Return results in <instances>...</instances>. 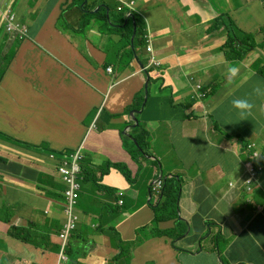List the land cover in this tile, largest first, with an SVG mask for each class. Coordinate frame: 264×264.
I'll return each instance as SVG.
<instances>
[{"label":"crops","instance_id":"crops-1","mask_svg":"<svg viewBox=\"0 0 264 264\" xmlns=\"http://www.w3.org/2000/svg\"><path fill=\"white\" fill-rule=\"evenodd\" d=\"M82 1L0 0V132L39 147L27 151L0 139V156L34 170L31 180L20 178L0 163V264H58L64 187L49 157L80 145L83 167L100 176L107 160L124 162L133 182L114 167L98 181L91 174L83 178L80 222L70 243L74 264H115L112 226L131 243V264H218L220 257L226 264H264V172L249 189L244 164L247 143L260 145L264 156V66L259 72L257 65L264 63V36L256 35L263 49L230 61L221 51L227 31L209 30L213 20L226 16L244 33H257L264 25V0H136L161 64L150 75L136 59L121 72L116 66L118 81L106 68L115 67V50L128 47L125 34L122 28L96 30L105 18L81 13ZM117 7V0H93L91 9L103 8L121 27L126 17ZM8 10L29 27L24 39L7 33ZM104 39L113 48L102 45ZM138 54L145 67L146 46ZM147 76L148 101L138 116L150 134L152 157L136 161L122 132ZM191 78L209 91L205 100L196 98ZM257 86L261 94L253 93ZM237 98L253 104L243 117L231 103ZM161 174L183 183L179 216L186 232L177 248L172 237L150 238L148 230L136 237L142 226L153 227L151 184ZM119 190L125 192L122 205ZM176 224L171 219L158 225ZM12 226L26 229L31 240L10 237Z\"/></svg>","mask_w":264,"mask_h":264},{"label":"clouds","instance_id":"clouds-1","mask_svg":"<svg viewBox=\"0 0 264 264\" xmlns=\"http://www.w3.org/2000/svg\"><path fill=\"white\" fill-rule=\"evenodd\" d=\"M117 1H118L117 11L119 12V14L121 15L122 18H124V16L126 17L125 19H122V21H121V23H122L121 24V27H117L116 26L117 29H118L117 31H119V28H122L121 31H123V27L127 24V22L125 23V21H127L128 18H133L134 15H137L145 23V34H144V37H143L144 38V44L138 45L136 47V49L134 48V40H135V37H136V26L134 25V32H133V34L131 36V39H130V45L128 44V47L125 48L116 57L115 67H113V66L107 67L106 68V72L108 74H110V75H114L115 81H118L120 79V73H117L116 72V66H117V68L121 72V70H123L125 67H130L132 61H134L136 59V61L140 65L141 69H143V70L146 69L145 72L150 75V69L152 67H158V66H160L161 63L157 60L156 55L154 53L153 38H151V36H150V34L148 32V27H147L146 19H145V17L141 13H139V12L136 11V0H117ZM78 8L81 11V13L88 12L87 11V3H86L85 0H83L79 4ZM99 10H103L102 15H97V12ZM90 12L91 13L94 12L93 13V16L96 17V18H98V19L101 16L104 17L105 18V23L106 22H111V21H107V18L106 17H108V19H111L112 18V14L111 13H109V14L105 13V10L103 8L95 9L94 11L91 10ZM220 17L221 16H219L218 18H216L215 20H213L211 22L210 27H209V30L210 31H217V30H220V29H223L225 31V27L216 28V29H213L212 28L214 21H216ZM61 19L62 20H60V22H58V24L60 23L59 26H61V22L64 23V14L63 13L61 14ZM85 24H87V23H85ZM5 29H6L7 33L10 35V37L12 39H20L21 40V39H24L25 37H27L29 35V27L27 25H25V24H23V23H21V22H19L17 20L16 13L13 10H8V12L5 14ZM260 29L255 34L247 33V34L255 35L256 46L250 52H252L255 49H263V47H261L259 45V43H257V41H256V35L257 34H261L260 33ZM226 35H227V33H226ZM262 35L264 36V34H262ZM125 38L127 40L126 34H125ZM227 38H228V35H227ZM226 41H227V39H226ZM127 43H128V40H127ZM145 46H146V51L149 54V59H148L147 63L145 64V67H144L142 65V63H141V60L138 57V55H139L138 54V49L141 48V47H145ZM223 46L221 47V51L224 52ZM129 48L130 49H133V50H135L137 52V55L134 56V59L132 61H129V58L127 56V53H128ZM247 55H246V57H247ZM244 59H242V60H244ZM228 60H230V59H228ZM242 60H230V61H242ZM257 65L259 67L258 71L261 72L260 67L261 66H264V63L258 62ZM229 71H230V73H231L232 76H235L236 75V72H237L236 69L233 68V69H230ZM150 82H151V79H150L149 76H147L146 82L144 84V89L142 90V92L140 94L143 97L144 96V93H145V96H144L145 97V101H144L143 105H139V108L133 109L132 111L129 112V115L132 118V121H130V123H129L130 126H128V128L126 129V131L125 132H122V138L125 135H127L129 137H132L131 136V132H132L133 129L136 128V127L135 128H132V126L135 124L134 116L136 117V119L138 121V126L139 125L142 126V124H141V122L139 120V116L138 115L141 114L142 110L145 108L146 103L148 101L149 84H150ZM146 83H148V88L147 89H145ZM191 83L194 85V92H195L196 98L198 100H200V101L205 100L209 96V91L208 90H205L201 83H199L197 81H194L192 78H191ZM253 93L254 94H261L259 86L253 88ZM136 96H138V95H136ZM134 101H135V99H134ZM231 103H232V106L239 111L241 117H243L245 115V113L250 112L251 109L253 108V104L249 100H247V99H239V98H237V99H233L231 101ZM132 112H135L134 116L131 115ZM137 112H140V113H137ZM143 129H144V127H143ZM144 130L147 131L146 129H144ZM7 136H9V135H7ZM9 137H11V136H9ZM16 140H18V139H16ZM2 141L7 142L5 140H2ZM18 141H21V140H18ZM21 142H23V141H21ZM123 142H124V139H123ZM7 143H10V142H7ZM23 143H25V142H23ZM11 144H13V143H11ZM14 145H16V144H14ZM27 145H29V144H27ZM126 145H127L128 148H131V143L130 142H127L126 144H124L125 148H126ZM18 146H20V145H18ZM29 146H31V145H29ZM262 146L264 147V141L262 142ZM20 147H22V146H20ZM32 147L34 149H31V150L25 149V147H22V148H24L27 151H36L39 148L37 146H32ZM148 149H149L150 156H148L146 158H140V160H147V158L152 157V153L150 151V134H149V148ZM245 151L247 153V160L245 161L244 164H245V167H246V169L248 171V174H249L248 178L246 179V185L248 186L249 189H252L253 184L255 182H257V180H258L259 174L262 173V172H264V156H263V154L261 152L260 145H258L255 142L247 143L245 145ZM0 158L6 159V158H4L2 156H0ZM132 158L134 160H136L133 156H132ZM49 159L50 160H53L56 163V171H57V173L59 175L60 182H61V184L64 187V190L62 192V197H63V199H62V208H63V214H64L65 221H64V224L62 226V229L60 230V232L58 234V247H59V251H58V264H74V261L69 256V254H70V243H71V240H72V237H73L75 231L77 230V226H78V224L80 222V216L77 213V205H78V201H79L80 193H81V189H82V186H81L82 180H83V178H87V176L89 174H91V179L94 182L95 181H98L99 178L104 174L102 172V168L105 167L107 161H110V160H107L106 161L105 165L100 170L101 171L100 176H97L95 170H91V169L89 170V169L83 167L84 162H85L84 160L86 159V154L84 152L83 145H80L76 149H73L72 152H64L60 156L51 155L49 157ZM6 160H8V159H6ZM140 160H136V161H140ZM8 161L12 162L11 160H8ZM110 162H112V161H110ZM0 163L4 167L5 164L2 161H0ZM17 163H19V162H17ZM121 163H124V162H121ZM20 165H21V163H20ZM111 167H113V166H111ZM4 170L7 171V172H9V173H11L10 171L6 170L5 168H4ZM31 171L32 172L30 173V176L34 172V170H31ZM11 174H13V173H11ZM131 174H132V172H131ZM13 175H15V174H13ZM172 176L175 177V178H177V179H181L177 175H170V176H168L167 174L166 175L165 174H161L160 176H157L152 181V184H151V198H150V201H149L150 202V205L152 206V209H153V206L156 205L163 198V190H164V184H165L164 183L165 177H172ZM17 177H19V176H17ZM20 178H22V177H20ZM128 182H130V181H128ZM131 182H133V180ZM231 186H233V183L231 184ZM182 187H183V183H182ZM99 188L100 189H103V190H108V188L106 189L105 187H102V186H99ZM118 195L121 198L118 199V203L117 204L118 205H122L124 203V200H123L122 197H124L125 192L122 191V190H119ZM180 195H181V192H180ZM179 200H180V196H179ZM179 200H178V216L176 218H173V219H177V224L175 225V227L168 228V229H162L158 225V228L159 229L166 230V231H169L171 233V235H166V236L172 237V241L171 242H172V245L175 248H177V246L175 245L177 239H179L186 232V224L181 220V218L179 216ZM4 207L6 209V205ZM153 212H154V209H153ZM153 219H154V217H153ZM7 220L8 219H5L4 221L7 222ZM168 220H171V219H168ZM164 221H167V220H164ZM160 222H162V221H160ZM152 226H153V221H152ZM14 227L15 226H12L9 229V232H8L9 235H10L11 229L14 228ZM143 227H146L147 228L146 230H148V232H149L148 233V237H150V238L155 237V236H163V235H155L154 234V229H156L154 226L151 228V230H149L147 226H142V228ZM15 228H18V227H15ZM112 228H115V227L112 226ZM19 229H22V228H19ZM110 229L111 228L108 229V232L110 231ZM138 231L139 230L136 231V237L137 238H139L141 236V235L138 234ZM18 232L22 233L21 235H23V233H25L26 234V237L31 238L30 236H27V232L28 231L26 229H23L22 231H19L18 230ZM120 237H121V235H120ZM121 239H122V237H121ZM125 242H127V241H125ZM127 243H129V242H127ZM112 245H114V243H112ZM128 247H129V250L131 252V243H129V246ZM118 251H119V249H118ZM118 255H119V253H118ZM131 255H132V258H133L132 252H131ZM114 261H115V259H114ZM121 261H124L125 264H131V261L132 260L131 261H126L125 258H119L117 261H115V264H120ZM222 261H223V258L220 257L219 262H222Z\"/></svg>","mask_w":264,"mask_h":264},{"label":"trees","instance_id":"trees-1","mask_svg":"<svg viewBox=\"0 0 264 264\" xmlns=\"http://www.w3.org/2000/svg\"><path fill=\"white\" fill-rule=\"evenodd\" d=\"M103 10H99L97 15H102ZM134 25L136 26V37L134 40V48L138 45L144 44V34H145V23L143 20L134 15L133 18L127 19V24L123 27V32L127 36L128 44L130 45V39L134 32ZM225 27L227 31V41L223 46V50L225 55L230 60H242L246 57V55L255 48V35L243 33L233 22V20L229 17L222 16L213 23V29ZM260 33L264 34V26L260 29ZM137 55V52L133 49L128 50L127 56L129 61L134 59V56ZM145 96V93H144ZM142 95H138L135 98L134 104L128 109V112L133 109L139 108V105H143L145 101V97ZM131 136L127 135L123 136L124 144L127 142L131 143V148H128L126 145V149L130 152V154L136 159L140 160V158H146L150 156L149 153V133L143 129L141 125L132 130ZM132 138V139H131ZM0 139L5 140L7 142L20 145L25 147V149L31 150L34 149L32 146L27 145V143H23L18 141L12 137H9L0 132ZM137 143V144H136ZM5 165L4 168L11 173L26 179H30L31 170L25 169L20 163L10 162L6 159L0 158ZM113 166L120 170V172L124 175V177L128 181H132V174L130 169L125 163L121 162H110L107 161L105 167L102 168V172L106 173L109 168ZM31 180V179H30ZM164 190H163V198L156 205L153 206L154 209V219L153 226L155 235H171L169 231L162 230L158 228V223L160 221L173 219L178 216V200L180 196V192L182 189V180L177 179L175 177H165L164 180ZM146 227L139 229L138 234L141 235L146 231ZM22 231L23 229L12 228L10 231V236L15 237L21 241L28 242L31 240L29 237H23L16 232ZM112 243H114L115 247L119 249V255L115 258L117 261L119 258H125L126 261L132 260V255L129 250V243L123 241L120 237V234L116 231L115 228L110 229L108 232ZM174 243V242H173Z\"/></svg>","mask_w":264,"mask_h":264},{"label":"rangeland","instance_id":"rangeland-1","mask_svg":"<svg viewBox=\"0 0 264 264\" xmlns=\"http://www.w3.org/2000/svg\"><path fill=\"white\" fill-rule=\"evenodd\" d=\"M92 2H93V0H91L90 2H89V4L87 5V11H88V13H91L90 11L92 10L91 9V6H92ZM114 14H117V12H115ZM113 19H114V17H112L111 18V22H106L104 25L103 24H101V25H99L97 28H96V30H101L102 28H104V29H106V30H109L110 32H112V33H116L117 32V27H116V23H114V21H113ZM83 26H85V28L86 29H91V26L90 25H88V24H84ZM67 28V27H66ZM101 44L102 45H104L105 47H107V48H113V46H112V44L109 42V41H107V40H102L101 41ZM125 48H121V49H118V50H115V52H116V55H115V58L124 50ZM128 128V126L125 128V129H123V132H125L126 131V129ZM227 263V261L225 260V259H223V261L222 262H219L218 264H226ZM243 264V263H242Z\"/></svg>","mask_w":264,"mask_h":264},{"label":"water","instance_id":"water-1","mask_svg":"<svg viewBox=\"0 0 264 264\" xmlns=\"http://www.w3.org/2000/svg\"><path fill=\"white\" fill-rule=\"evenodd\" d=\"M147 88H148V83H146V85H145V89H147ZM137 113H140V112H137ZM134 114H135V112L131 113L132 116H134ZM134 120H135V124L132 126V128H135L138 126V121H137L135 116H134Z\"/></svg>","mask_w":264,"mask_h":264}]
</instances>
